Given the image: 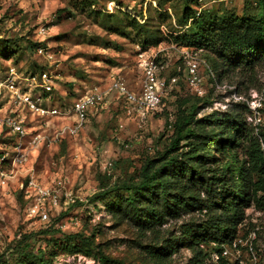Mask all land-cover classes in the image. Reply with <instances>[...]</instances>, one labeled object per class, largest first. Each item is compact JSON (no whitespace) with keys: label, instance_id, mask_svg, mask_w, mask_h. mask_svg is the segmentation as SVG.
<instances>
[{"label":"rangeland","instance_id":"obj_1","mask_svg":"<svg viewBox=\"0 0 264 264\" xmlns=\"http://www.w3.org/2000/svg\"><path fill=\"white\" fill-rule=\"evenodd\" d=\"M246 1L0 0V79L8 65L23 76L45 74L46 80L40 79L42 86L33 92L46 105L68 104L92 85L106 87L113 78H121L136 91L143 67L152 59L161 65L158 77L165 81L156 109L127 114L121 98L108 93L103 109L88 113L75 136L43 144L30 151L24 165L9 169L13 174L0 185V264H21V260L30 264V258H24L16 245L24 233L35 235L25 241L28 251L41 253L48 264H101L96 258L62 248L68 235L92 236L95 247L121 264L216 263L219 256L214 244L201 245L208 255L201 262L195 261L194 252L183 244L168 255L151 258L145 247L158 246L161 240H154L149 232L141 234L131 223L112 216L106 205L119 192L108 189L109 193H104L99 187L135 181L144 159L163 154L183 118H188L192 127L197 120L206 123L215 118L229 123L228 116L236 115L244 119L253 134L256 127L262 131L264 140V60L248 69L231 68L220 80L216 73L212 78L202 68L204 94L196 96L185 82L182 50L192 52L209 67L217 65L218 71L223 60L216 47L202 50L178 42L189 30L191 19L186 24L185 19L190 10L200 8L203 18L228 10L241 15ZM40 26L46 27L43 35L38 33ZM38 47L44 51L37 52ZM45 52L51 57L47 58ZM172 77L175 81L170 80ZM47 98L49 102L44 100ZM8 108L7 95H1V111ZM23 114L30 129L40 128L39 123L44 121L26 110ZM46 120L51 123L42 129L48 134L68 123L63 118ZM212 129L206 132L216 134L213 142L229 137L225 145L212 144L221 163L230 162L232 155L241 162L243 142L233 144L227 134L229 126L219 128L215 124ZM10 140L13 137L7 128L0 127V151L7 149ZM231 167L235 169V165ZM30 177L48 188L62 181L58 205L49 207L44 201L48 212L44 221L27 215L32 195L26 189ZM201 218L199 213L181 214L168 219L158 231L164 238L178 237L181 225ZM49 226L53 227L51 235L39 234ZM73 240L78 243V238ZM218 248L229 263L264 264V210L246 208L231 242Z\"/></svg>","mask_w":264,"mask_h":264},{"label":"trees","instance_id":"obj_2","mask_svg":"<svg viewBox=\"0 0 264 264\" xmlns=\"http://www.w3.org/2000/svg\"><path fill=\"white\" fill-rule=\"evenodd\" d=\"M189 19V30L178 42L202 50L216 47L223 60L222 67L219 71L217 65L210 69L217 74V80L231 68L248 69L264 60V0H247L241 15L228 10L220 16L203 18L200 10H190L185 24ZM143 46L142 43L141 48ZM228 118L229 123L224 118L206 123L197 120L192 127L190 120L183 118L163 154L144 159L135 181L99 187L100 192L109 193L115 189L119 192L106 205L112 216L131 223L141 234L149 232L154 234V240H161L158 246L145 247L151 258L168 255L183 244L194 252L195 261L201 262L208 256L201 245L214 244L217 246L214 252L219 256L215 264H237L221 257L218 247L231 242L246 208L264 210V140L262 131L256 127L253 134L244 119L236 115ZM215 124L219 128L229 126L227 134L233 144L243 142L241 162L232 155L230 162L221 163L212 144L225 145L229 137L213 142L216 134L208 135L206 130H214ZM194 213H199L201 220L181 225L178 237L160 235L158 228L168 219ZM51 228L45 227L39 234L51 235ZM34 236L22 234L16 245L21 247L24 258H30V264H48L41 253L28 251L29 245L25 241ZM74 237L78 238V243ZM61 247L96 258L101 264H121L95 247L92 236L68 235Z\"/></svg>","mask_w":264,"mask_h":264},{"label":"built area","instance_id":"obj_3","mask_svg":"<svg viewBox=\"0 0 264 264\" xmlns=\"http://www.w3.org/2000/svg\"><path fill=\"white\" fill-rule=\"evenodd\" d=\"M45 32V26L38 28V33L43 35ZM36 50L39 53L44 51L39 47ZM182 52L185 62V82L194 95L202 96L204 91L200 71L203 68L208 71L212 78H214V74L206 61L198 60L192 52L185 49ZM45 54L47 58L51 57L48 53L45 52ZM161 69V65L155 59L146 63L142 70L141 85L136 91L130 89L121 78H113L106 87L92 85L70 103L56 106L54 103L46 105L43 99L33 92L34 89L42 86V83L38 81L42 79L44 82L46 80L45 74L23 76L13 66L8 65L4 76L0 79V96L7 95L9 108L5 112L0 109V127L7 128L13 140L6 146L7 149L4 148L0 154V185H3L13 174V171L9 170L11 167L21 166L27 162L31 150L37 149L43 144L50 145L59 142L64 137L75 136L85 124L88 113H96L103 109L108 93H115L121 98L127 114L134 112L143 114L156 109L160 105L165 82L164 79L158 77ZM170 80L175 81V78L172 77ZM44 100L49 102L50 98ZM258 106H260V102ZM24 110L44 120L39 123L40 128L30 129L23 114ZM46 118H63L67 119L68 123L54 128L53 133L48 134L46 129H42L43 126L48 127L51 123ZM61 186V180L54 182V188L40 186L30 177L26 189L31 190L32 195L27 206V215L40 221L48 219L44 201H47L49 207L55 208L59 202V188ZM222 253L225 254L226 252L223 251Z\"/></svg>","mask_w":264,"mask_h":264}]
</instances>
